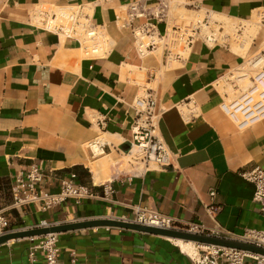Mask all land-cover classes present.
I'll list each match as a JSON object with an SVG mask.
<instances>
[{
	"label": "crops",
	"instance_id": "obj_1",
	"mask_svg": "<svg viewBox=\"0 0 264 264\" xmlns=\"http://www.w3.org/2000/svg\"><path fill=\"white\" fill-rule=\"evenodd\" d=\"M135 1L0 0V193L13 200L16 175L37 162L44 173L37 191L58 192L62 179L76 172L99 195L46 210L39 203L12 209L9 200L0 209L9 210L14 227L43 220L129 219L140 206L172 216L180 227L201 222L236 234L264 230L255 185L241 174L264 169V121L240 130L220 106L246 89L240 81H252L250 71L239 70L264 45V0H188L217 23L237 22L240 38L246 33L249 41L237 49L231 35L217 44L201 37L171 63L158 47L140 54L133 27L145 19L126 26L118 21ZM143 1L151 7L158 3ZM76 3L89 7L94 21L106 27L111 48L101 57H83L78 42L35 22L39 7ZM256 14L261 24L254 22ZM248 24L256 25L251 34ZM165 26L160 22L159 30ZM147 93L157 97V133L173 154L172 165L145 168L137 162L129 169L132 104ZM183 106L192 113L186 116ZM98 138L106 141L102 154L90 146ZM105 184L113 188L106 198ZM211 204L221 208L210 213ZM58 235L64 264H195L167 237L140 231L93 227ZM38 237L0 245V264H29ZM37 256L36 264H43L42 253Z\"/></svg>",
	"mask_w": 264,
	"mask_h": 264
},
{
	"label": "built area",
	"instance_id": "obj_2",
	"mask_svg": "<svg viewBox=\"0 0 264 264\" xmlns=\"http://www.w3.org/2000/svg\"><path fill=\"white\" fill-rule=\"evenodd\" d=\"M169 7V0H158L154 7L149 6L143 0H136L128 6L126 18H121V15H117V19L118 21L123 19L121 26H126L128 23L133 22L135 18L145 19L144 22L133 27V32L136 44L139 40V33H143L150 38L146 47L149 50H153L158 46V42H160L158 38H172L169 42H166L168 51L166 59L173 58L174 51L172 47H169L170 43L173 48L183 45L184 49H187L201 37L211 44H217L220 43V39L227 40L228 36H230L226 33L223 34L224 28H222V25H220L218 32L211 27L212 23H210L209 17L191 21L186 25H174L170 34L168 27L165 26V32L162 34L158 26L160 22L167 24L166 17L168 16ZM34 19L44 30L76 41L81 48L93 53L89 55L86 51L85 57H101L111 48V46L109 47L111 39L108 38L105 25L95 22L89 7L83 3L68 4L57 8L39 7L34 13ZM204 26L210 28L208 32L203 31ZM138 50L142 54L139 48ZM182 55L181 52H177L175 53V58ZM247 65L250 70L254 71L251 85L241 95L229 101H223L220 105L225 115L240 130L250 128L264 121V45L247 60ZM241 70L248 69L244 65ZM132 107L135 109V118L131 126L132 140L129 142L127 152H131L136 147L138 155L133 159L136 162H141L145 168H165L172 165L173 154L164 139L157 133L161 110L158 109L156 95L147 93L135 99ZM187 110L186 116L192 113V110L188 108ZM95 145H99L103 149L105 147V143H102L99 138L90 144L91 148ZM241 174L255 185L254 201L264 211V169L257 166L249 171H243ZM43 177L42 165L37 162L30 163L26 171H20L16 175V182L12 187V209L30 203H39L41 208L46 210L66 203L69 200L80 204L85 199L99 197L92 188L79 181L76 172H71L62 179L58 192L37 191V182L41 181ZM103 192V197L106 198L108 193L113 192V188L105 184ZM215 195V190L210 191L212 199H214ZM220 208L219 205L211 204L208 210L210 213H216ZM7 211L0 209V235L14 230L55 224L43 220L35 226L14 227ZM134 212L135 216L133 218L124 220L161 228H180L197 233L227 237L264 247V230L261 229L249 228L242 234H236L221 228H208L201 222H190L180 227L176 225V221L172 216L146 207L139 206L134 209ZM58 242V233H48L39 236L37 242L30 247L29 264H36L38 261L37 252L42 253L43 264H64L60 261ZM200 247L201 249H198L196 255L189 254L195 264H245L247 259H251L253 264H264L263 254L214 244L200 245Z\"/></svg>",
	"mask_w": 264,
	"mask_h": 264
},
{
	"label": "water",
	"instance_id": "obj_3",
	"mask_svg": "<svg viewBox=\"0 0 264 264\" xmlns=\"http://www.w3.org/2000/svg\"><path fill=\"white\" fill-rule=\"evenodd\" d=\"M126 149H129V144L127 145ZM93 227H118V228L140 231L148 234H154L162 237H173V238H180L183 240H192L203 244H214V245H220L226 247H233V248L243 249L246 251L264 255V247L237 239L220 237L211 234L197 233L180 228L155 227V226L127 221L124 219H116V218H108V217L88 219V220H82L76 222H63V223L52 224L49 226H36L34 228H29V229H19V230L10 231L3 235H0V245L15 239L35 237V236L46 235L48 233H61L65 231L78 230L83 228H93Z\"/></svg>",
	"mask_w": 264,
	"mask_h": 264
},
{
	"label": "rangeland",
	"instance_id": "obj_4",
	"mask_svg": "<svg viewBox=\"0 0 264 264\" xmlns=\"http://www.w3.org/2000/svg\"><path fill=\"white\" fill-rule=\"evenodd\" d=\"M170 1V7H169V10H168V16L166 17V21H167V24L166 27H168V30H169V34L172 32L173 30V26L174 25H186V24H189L191 21H195L197 19H203L204 17H207V12L204 10V9H198L197 7L195 6H191V5H188L189 1L188 0H169ZM221 20H223V23H212V26L217 32L219 31V27L220 25H222L224 28V32L223 34H229L231 35V41H232V46L234 48H237V49H240V45L242 44V42L244 41V39H248V37L246 36L247 34L245 33L241 40L238 39V37H240L241 35H239V32H238V29H239V25L237 22H234V21H231V20H227L226 18H221ZM256 24H261L260 22V17L255 16V21H254ZM256 25L254 24H248V28H247V33H253L251 30L255 28ZM221 28V30H222ZM210 28H207V27H203V31L204 32H208ZM255 30V29H254ZM162 34H164L165 30L161 31ZM108 35V34H107ZM221 35V34H220ZM108 38H110V36L108 35ZM147 38V41L150 39L149 37H146ZM244 38V39H243ZM111 39V38H110ZM172 39V38H169V37H166L163 39V41H160L158 42V49H159V52L161 50L160 53H163L165 51V54L167 55V46H166V42H169V40ZM239 40V41H238ZM227 40L226 39H220V43H225ZM240 43V44H239ZM111 45H109L110 47ZM170 48L172 47V50L174 51V54L172 55L173 58H168L166 59L168 61V63H171L174 59H175V53L177 52H181L183 55L186 54V51L187 49L185 50L183 45H180V46H175L173 48V45L170 43ZM81 55L84 57L85 54L83 52V49L81 48ZM245 68L248 69V70H239L241 73L240 74H245V72L247 73L248 71L251 72V75H253L254 73H252L253 71L250 70L249 66L247 65V62L245 63ZM241 86L244 87V88H248L252 81H249V83H244V82H241ZM245 89V90H246ZM245 90H243L242 92L240 93H237L235 95H231L230 99H228L227 101L231 100V99H234L235 97L241 95ZM100 139V138H99ZM124 154H122L120 156V158H123ZM129 163L130 165H127L125 167H128L129 169L131 168V166H135L137 165L136 161L134 159H130V161H127V158L125 159V165ZM4 187H7V185L5 184ZM13 201L12 199H10V196L8 194V192L6 193H0V206L4 205V203H9L10 201ZM2 209V208H1ZM9 211V210H8ZM7 211V213H8ZM197 249H201L200 247V244H197L196 243V252H197ZM245 264H253L252 260L251 259H247Z\"/></svg>",
	"mask_w": 264,
	"mask_h": 264
},
{
	"label": "bare ground",
	"instance_id": "obj_5",
	"mask_svg": "<svg viewBox=\"0 0 264 264\" xmlns=\"http://www.w3.org/2000/svg\"><path fill=\"white\" fill-rule=\"evenodd\" d=\"M207 17H208V16H207ZM209 19H210V17H209ZM210 20H211V19H210ZM211 22L217 24L216 21L211 20ZM239 38H240V37H238V39H239ZM162 39H163L162 37L158 38V40H160V41H163ZM240 39H241V38H240ZM243 39H244V38H243ZM238 41H239V40H238ZM247 41H249V40L244 39V41L242 42L241 45L247 47V46H246L247 43H248ZM239 44H240V43H239ZM137 45H138V48L140 49V51H141V53H142L143 56H146L147 54L150 53V50L146 48L147 45H148V43H147V38H146V36H145L143 33H139V40H138ZM82 49H83V48H82ZM86 51L88 52L89 55H92V54H93V53H91L90 51H88V50H84V49H83L84 54H86ZM104 54H105V53H104ZM182 109H183L182 111L184 112V114L187 115V113H188L187 108L183 106ZM100 140H101L102 143L106 142V141H104L102 138H100ZM92 148H93V151H94L95 154H97L96 151L100 152L99 154H102V153L105 152V150H104L103 148L99 147V145H95V146H93ZM101 152H102V153H101ZM127 153L130 154L131 159H133L135 156L138 155V150H137V148L135 147L131 152H127ZM127 157H128V156H127ZM105 159H106V158H105ZM128 159H129V157H128ZM116 160H118V159H116ZM108 161H109V160H108ZM106 162H107V161H106ZM106 162H105V163H106ZM110 162H111V161H110ZM116 162H117V161H116ZM111 163H112V162H111ZM111 163H110V164H111ZM103 165H104V164H103ZM95 169H96V168H95ZM100 176H101V175H100ZM97 179H98V178H97ZM99 179H100V178H99ZM167 238L170 239L172 242H174L176 245L180 246L181 249H182L183 251H185L186 253H189L190 255H196V254L198 253V249H197V252H196V243H197V244H200L201 246L206 245V244L199 243V242H195V241H192V240H183V239H180V238H173V237H167ZM10 241H11V240H10Z\"/></svg>",
	"mask_w": 264,
	"mask_h": 264
}]
</instances>
